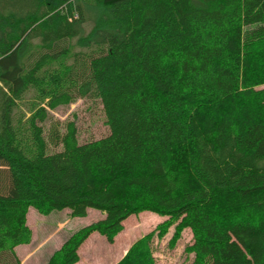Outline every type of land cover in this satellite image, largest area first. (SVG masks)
Listing matches in <instances>:
<instances>
[{
	"label": "trees",
	"instance_id": "trees-1",
	"mask_svg": "<svg viewBox=\"0 0 264 264\" xmlns=\"http://www.w3.org/2000/svg\"><path fill=\"white\" fill-rule=\"evenodd\" d=\"M262 84L264 0H0V264H22L31 207L105 214L49 264L146 210L191 231L187 264H264ZM88 97L108 135L46 128ZM156 239L118 264H158Z\"/></svg>",
	"mask_w": 264,
	"mask_h": 264
},
{
	"label": "rangeland",
	"instance_id": "rangeland-1",
	"mask_svg": "<svg viewBox=\"0 0 264 264\" xmlns=\"http://www.w3.org/2000/svg\"><path fill=\"white\" fill-rule=\"evenodd\" d=\"M259 88H264V84ZM49 114L46 128L54 123L65 126L68 122H74L80 141L98 139L109 133L104 108L99 99L79 98L69 105L50 110ZM104 216L97 209H89L86 216L79 217L74 216L69 209L40 213L31 207L28 224L33 233L32 242L16 248L22 264H49L51 257L68 238L80 228ZM166 219V216L148 210L133 214L124 221V228L114 242H110L100 232L92 233L80 246V259L76 264H118L131 244L149 232L157 235L155 255L158 256V264H187L184 251L192 240V233L189 229L179 230L176 225L162 233L158 227ZM170 242L174 246H169Z\"/></svg>",
	"mask_w": 264,
	"mask_h": 264
},
{
	"label": "crops",
	"instance_id": "crops-1",
	"mask_svg": "<svg viewBox=\"0 0 264 264\" xmlns=\"http://www.w3.org/2000/svg\"><path fill=\"white\" fill-rule=\"evenodd\" d=\"M29 214V213H28Z\"/></svg>",
	"mask_w": 264,
	"mask_h": 264
}]
</instances>
